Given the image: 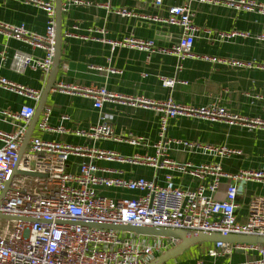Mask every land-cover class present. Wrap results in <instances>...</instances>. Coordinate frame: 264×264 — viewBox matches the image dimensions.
<instances>
[{
	"label": "built area",
	"instance_id": "built-area-1",
	"mask_svg": "<svg viewBox=\"0 0 264 264\" xmlns=\"http://www.w3.org/2000/svg\"><path fill=\"white\" fill-rule=\"evenodd\" d=\"M36 6L47 15V29L43 36L31 34L24 26H6L0 23L10 36L33 48L45 51L43 60H34L31 55L18 53L15 64L19 70L32 68L49 75L56 55V0H20ZM164 0H155L157 7ZM187 3L172 7L163 23L177 26L181 37L176 45L160 49L152 40L124 38L120 41H107L113 49L130 48L139 51L174 55L180 59L192 57V49L198 34L204 32L210 38L232 39L237 36L249 37L240 32L216 33L197 27L193 19L194 12L189 3H214L225 1L232 7L247 11L256 8L264 11V6H256L251 0H185ZM87 4V3H86ZM69 5H85L80 0H71ZM122 17L137 15L126 8L116 9ZM75 29H77L75 27ZM105 36V30H95ZM264 42V34L257 37ZM213 63H221L234 68L259 67L251 63L236 60H223L217 57H203ZM166 87H173L175 81L164 79ZM0 87L15 91L36 103L41 99V92L19 86L0 78ZM94 102L96 109L109 100H120L133 106L155 108L161 113L160 139L154 144L153 156H122L117 152L98 149L97 142L112 140L122 141L114 134L110 122L103 121L88 130L68 129L66 126L52 127L49 123L51 110L46 109L38 123L41 132L55 134L70 133L84 138L87 143L74 146L34 136L20 158V149L28 128L36 115V107L24 106L19 112H4L15 126L12 132L0 131V264H149L161 254L178 244L177 240L138 236L133 233L109 229L93 228L90 224L112 226H140L183 230L191 233L217 234L221 236L240 235L264 238V197L252 200L248 220L241 223L237 219V198L242 186L248 182L264 183V167L258 170L240 171L237 174L224 172L221 164L178 163L169 158V144L166 133L172 120L179 117H197L211 123L222 122L229 125L245 124L264 127L263 122L247 120L228 112L215 104L204 107L183 106L171 99L154 102L144 98L132 99L116 95L106 88H73ZM68 120L67 116L62 118ZM130 145L144 144L143 138L126 140ZM176 144L193 153H201L220 158L240 154L227 147L213 146L195 142L176 141ZM72 156L85 159L78 173L67 171V164ZM119 162L124 164L146 165L156 172L166 170V186H159L155 181L144 178L127 180L119 172L98 167L97 161ZM34 173L39 176L16 174ZM181 174L199 180L196 189H181L174 185L173 174ZM116 174V175H115ZM46 176V177H45ZM211 178L212 182L204 181ZM222 178L230 180L224 200L216 199ZM9 188L6 190L7 184ZM99 188L121 191L140 192L136 198H109L98 193ZM235 251L252 252L257 258L244 264H264V244H239L216 242L206 250L211 258L228 256ZM198 264H203L199 262Z\"/></svg>",
	"mask_w": 264,
	"mask_h": 264
},
{
	"label": "crops",
	"instance_id": "crops-1",
	"mask_svg": "<svg viewBox=\"0 0 264 264\" xmlns=\"http://www.w3.org/2000/svg\"><path fill=\"white\" fill-rule=\"evenodd\" d=\"M70 1L62 0L63 39L55 88L47 96L32 137L38 136L74 146L87 143L84 138L70 133L41 132L38 123L43 112L50 109L49 123L52 127L88 130L103 119L110 122L115 136L122 141H99L95 145L98 149L117 152L126 157L155 154L153 146L159 141L161 131V113L157 109L133 106L118 99L106 101L101 109H96L93 100L80 92L64 89L65 86L83 89L104 87L109 92L126 98H144L154 102L171 99L176 104L196 108L215 104L247 120L264 123V69L234 68L203 59L207 56L263 65L264 42L257 40L258 36L264 34L263 10L237 9L225 1H191L189 7L195 14L193 22L197 27L210 30L213 34L235 31L248 34L249 37L210 38L201 32L195 39L193 56L182 60L160 52L150 54L130 48L113 49L102 39L120 41L131 37L152 40L160 49L171 48L178 43L181 30L177 26L166 25L160 19H164L172 7L186 4L185 0H164L160 7L155 5V0H80L85 5L68 6ZM251 1L256 6H264V0ZM122 8L133 11L137 16L125 18L117 15L115 10ZM47 21L45 11L36 6L20 0H0L1 24L24 26L31 34L43 36ZM95 30H105L106 34L104 36ZM18 53L31 55L37 61L43 60L46 55L44 50L17 40L0 28V78L40 91L42 98L51 71L46 76L40 70L32 68L19 70L15 64ZM163 78L174 80L175 85L171 88L164 86ZM41 100L36 103L15 91L0 87V131L12 132L15 129L4 112L17 113L24 106L36 107L37 112ZM64 116L69 119L63 120ZM166 136L170 140L169 158L178 163L196 166L220 163L228 174L264 167L263 126L229 125L222 122L211 123L197 117H179L170 122ZM132 138H143L145 142L143 145L133 146L126 142ZM176 141L227 147L240 154L220 158L193 153L183 145L176 144ZM84 161L81 157L72 156L67 164V171L78 173ZM96 164L101 169L119 172L127 180L144 178L155 181L159 186H166L165 176L169 173L166 170L156 172L152 167L140 164L104 160H99ZM173 182L181 189H196L201 183L177 173L173 174ZM211 182V178L204 181L205 184ZM220 183L216 199L224 200L230 180L222 178ZM98 193L115 199L136 198L141 195L140 192L104 188H99ZM257 197H264V183L248 182L242 186V192L237 198L239 222L245 223L248 220L252 200ZM197 246L191 248L187 257L180 256L167 264H244L257 258L256 253L243 251L211 258L206 250L212 243Z\"/></svg>",
	"mask_w": 264,
	"mask_h": 264
},
{
	"label": "water",
	"instance_id": "water-1",
	"mask_svg": "<svg viewBox=\"0 0 264 264\" xmlns=\"http://www.w3.org/2000/svg\"><path fill=\"white\" fill-rule=\"evenodd\" d=\"M61 11H62V0L56 1V17H57V37H56V55L54 58V63L52 66L51 74L47 83V86L43 92L42 100L40 102L39 108L36 112V115L31 121L27 135L20 149V158L23 156L29 140L32 137L34 128L39 120L42 109L45 105L47 96L49 92L55 88V80L59 71L60 60H61V50H62V29H61ZM16 174L27 175V176H39L34 173H25L18 172ZM46 177V176H45ZM9 188V183L7 184L6 190ZM6 191H4L1 201H3ZM3 219H9L3 216H0ZM90 227L109 229L121 232L133 233L138 236L146 237H159L174 239L178 241V244L172 249L161 254L159 257L155 258L149 264H167L170 261H173L185 253L188 249L193 246L204 244V243H216V242H225V243H239V244H264V238L249 237V236H240V235H229L221 236L217 234H200V233H191L183 230H173L167 228H151V227H140V226H112V225H101V224H90Z\"/></svg>",
	"mask_w": 264,
	"mask_h": 264
},
{
	"label": "rangeland",
	"instance_id": "rangeland-1",
	"mask_svg": "<svg viewBox=\"0 0 264 264\" xmlns=\"http://www.w3.org/2000/svg\"><path fill=\"white\" fill-rule=\"evenodd\" d=\"M194 247V246H193ZM192 247V248H193ZM195 247H198L197 245L195 246ZM188 252V253H187ZM191 252V248L190 249H188L185 253H183L181 256H183L182 258H185V257H187V255L189 254Z\"/></svg>",
	"mask_w": 264,
	"mask_h": 264
}]
</instances>
